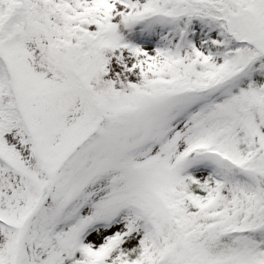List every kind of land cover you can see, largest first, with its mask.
I'll return each instance as SVG.
<instances>
[{
	"label": "snow or ice",
	"instance_id": "snow-or-ice-1",
	"mask_svg": "<svg viewBox=\"0 0 264 264\" xmlns=\"http://www.w3.org/2000/svg\"><path fill=\"white\" fill-rule=\"evenodd\" d=\"M0 264H264V0H0Z\"/></svg>",
	"mask_w": 264,
	"mask_h": 264
}]
</instances>
